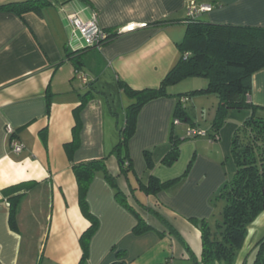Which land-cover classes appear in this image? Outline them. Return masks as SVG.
<instances>
[{"label": "crops", "instance_id": "obj_1", "mask_svg": "<svg viewBox=\"0 0 264 264\" xmlns=\"http://www.w3.org/2000/svg\"><path fill=\"white\" fill-rule=\"evenodd\" d=\"M9 1L15 0L0 4ZM46 1L40 12L23 17L0 10V264H78L83 253L80 237L91 221L80 206L73 164L104 156L133 209L99 169L86 197L99 220L89 241V264H201V231L191 218L216 215L218 204L212 197L236 171L231 153L234 132L252 110L232 109L217 137L209 133L210 127L205 136L182 140L178 159L169 165L163 160L173 146L172 131L183 138L180 126L190 123L174 125L176 95L154 99L138 114L137 130L129 142L133 170L125 173L114 146L119 140V112H126L133 99L121 82L137 89L160 85L180 58L178 43L185 35L183 19L189 3L213 6L201 13L205 21L264 27V0ZM73 12L85 20L96 13L100 26L116 36L101 48H85L82 33L74 32L68 20L67 14ZM130 25L132 30L117 33ZM71 53L82 60L79 68ZM78 69L89 78L87 84L76 74ZM207 85L208 81L196 83L191 90ZM89 90L94 96L80 114V146L70 156L66 145L73 140L75 109ZM175 90L169 88L179 93ZM249 98L264 107V68L254 73ZM198 99L188 97L183 103L189 114L190 101L197 114ZM217 104L218 97L215 112ZM8 124L13 134L8 133ZM12 140L23 150L14 151ZM146 150L152 156L150 167ZM187 169L184 179L157 193L140 186L152 175L169 181ZM141 203L171 222L195 257ZM137 213L152 228L135 233ZM262 238L264 212L250 225L236 264H244Z\"/></svg>", "mask_w": 264, "mask_h": 264}, {"label": "trees", "instance_id": "obj_2", "mask_svg": "<svg viewBox=\"0 0 264 264\" xmlns=\"http://www.w3.org/2000/svg\"><path fill=\"white\" fill-rule=\"evenodd\" d=\"M47 2L46 0L9 1L1 3L0 10L14 12L23 17L30 11L40 12ZM183 22L186 30L184 38L178 43L180 58L158 87L137 89L124 81L121 82V86L132 97L133 102L126 109L123 127L119 126V140L114 146V152L122 163L125 173L133 170L129 142L137 130L138 114L144 105L160 97L176 95L178 103L174 117L180 118L182 124L190 123L192 126H197L181 98L215 94L218 97V104L209 132L214 137H217L232 109H251V115L235 130L232 139L231 153L236 171L212 197L214 205L224 201L222 212L220 215H214L212 219L191 218L201 231V264H236L249 234L250 225L264 212V107L254 104L249 98L253 90V75L264 68V27L214 23L203 20L200 15H186ZM112 36L116 34H109L107 39ZM90 47L92 46L85 48ZM69 56L79 68L82 60L74 53ZM189 76L207 77L208 85L186 93L174 94L169 91L170 86ZM50 96L48 93V106L51 104ZM93 96L92 90L85 92L81 104L75 109L76 124L73 129V140L66 145L70 156L81 142V111ZM188 138L192 137L184 134L181 138L172 131L173 146L165 156L164 163L170 165L178 159L180 143ZM145 156L148 166H152L149 150L145 151ZM107 158L108 156L92 158L73 164L79 184L80 206L84 215L91 221V225L80 237L83 253L78 264H89V241L99 226V220L89 210L86 198L88 186L99 169L105 170L106 177L116 186L119 198L130 208L132 207L128 204L126 194L119 188L116 177L108 170ZM191 164L192 162L190 166ZM187 173L188 169L183 175L169 181H161L152 175L146 185L140 184V186L148 193H157L178 183ZM140 205L144 211L156 217L166 230L189 250L191 257H195L188 243L171 222L147 204ZM14 213L15 210H12V217ZM138 220L134 228L135 233H142L152 228V225L140 214ZM257 248L258 253L253 264H264V238L258 242Z\"/></svg>", "mask_w": 264, "mask_h": 264}, {"label": "built area", "instance_id": "obj_3", "mask_svg": "<svg viewBox=\"0 0 264 264\" xmlns=\"http://www.w3.org/2000/svg\"><path fill=\"white\" fill-rule=\"evenodd\" d=\"M212 9L213 6L211 4L197 5L195 2H191L187 5V15L199 16L201 15L202 12L210 11ZM67 15H68V20L71 26L73 27L74 32L79 31L82 33L86 41V46L101 48V45L103 44L104 40L108 38L109 33L100 26L96 13H94L93 16L87 20L83 19L77 12L69 13ZM133 28L134 26L130 25L121 29L117 33H121L123 31H129L132 30ZM76 74L80 79H82L84 84H87L89 82V78L87 77V75L82 73L80 70H76ZM187 100H188L187 96L181 98L182 103L186 102ZM173 123L174 125H180L182 124V121L180 118L174 117ZM7 131L10 134H13L15 132L11 124L7 125ZM205 135H207V131L203 130L198 126L189 125L185 131V136L188 137L205 136ZM12 147L16 152H20L23 150V145L16 140H12ZM165 264H173V262L167 261Z\"/></svg>", "mask_w": 264, "mask_h": 264}, {"label": "rangeland", "instance_id": "obj_4", "mask_svg": "<svg viewBox=\"0 0 264 264\" xmlns=\"http://www.w3.org/2000/svg\"><path fill=\"white\" fill-rule=\"evenodd\" d=\"M196 78V79H195ZM197 80V81H196ZM204 81H208L207 77H193V76H189V77H185L184 79H182L180 82L170 86V90L172 88H175V91H179V93H186L189 91H192V87L193 85H195L196 83L199 84L200 82ZM194 96H198V100L196 102L197 104V109H196V113L193 112V103L190 101V112L191 114H193V118L196 117L198 123L200 124L199 127L202 128L203 130L207 131L208 129H210L211 127V120L210 117L211 115H215V103H216V95L211 93V94H204V95H194ZM194 102V100H193ZM214 113V114H213ZM119 125L120 127H123L124 123H125V118H126V112H123L122 110H120L119 112ZM185 124V123H184ZM181 129L184 131H186L187 126L184 127V125L180 126ZM224 207V201H219L218 202V209H217V215H220V212H222ZM258 253V248L249 255L248 259L245 261L244 264H253L254 263V259L256 258V255Z\"/></svg>", "mask_w": 264, "mask_h": 264}]
</instances>
